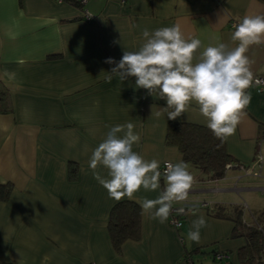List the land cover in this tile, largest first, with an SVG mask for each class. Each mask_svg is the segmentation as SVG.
I'll return each mask as SVG.
<instances>
[{
    "label": "crops",
    "instance_id": "1",
    "mask_svg": "<svg viewBox=\"0 0 264 264\" xmlns=\"http://www.w3.org/2000/svg\"><path fill=\"white\" fill-rule=\"evenodd\" d=\"M85 10L95 17L87 20ZM245 15H264V0H89L82 7L0 0V89H6L12 105L0 111V184H13L9 199L0 201V264H241L247 228H236L234 208L243 207L248 227L255 222V203L247 197L264 194V91L247 89L251 102L226 140L235 161L222 178L186 163L195 182L188 199L172 207H196L182 216L179 228L169 218L160 223L142 214L140 239H128L115 250L108 217L114 204L128 198H110L89 160L113 126L128 122L141 137L133 151L145 160L160 166L183 160L176 146L165 143L167 124L206 125L196 105L175 120L156 117L152 112L166 101L137 88L135 77L122 82L114 75L109 81L115 65L105 61L118 62L124 50L137 51L144 29L174 24L204 46L216 38L228 43L232 22ZM247 54L254 76L264 75V45H252ZM259 153L261 175L246 173L241 166L257 170ZM70 162L78 164L75 181L69 179ZM96 171L108 177L103 166ZM160 184L157 191L141 188L135 195L156 199L166 185L164 175ZM203 202L208 205L200 206ZM201 215L207 227L196 243L187 234ZM220 253L225 260L215 258Z\"/></svg>",
    "mask_w": 264,
    "mask_h": 264
},
{
    "label": "clouds",
    "instance_id": "2",
    "mask_svg": "<svg viewBox=\"0 0 264 264\" xmlns=\"http://www.w3.org/2000/svg\"><path fill=\"white\" fill-rule=\"evenodd\" d=\"M233 28L230 42L216 38V43L208 46L199 38L186 36L179 24L151 32L144 29L143 43L137 51L124 50L118 62L112 58L105 61L115 65L108 71L107 79L110 81L115 75L123 82L135 77L137 88L165 100L166 107L152 112L156 117L166 114L168 119L175 120L194 103L206 126L225 141L235 134L244 109L251 102L247 89L254 81L253 61L247 53L252 45H264V15H245ZM255 83L259 85L261 81L256 79ZM134 127L131 122L113 126L92 151L89 168L110 198L134 200L140 204L142 214L165 223L173 202L188 199L195 178L183 160L165 162L166 185L158 197L138 199L135 194L141 188L145 191L161 188L162 173L159 161L145 160L133 151V145L141 139ZM98 166L108 170L107 178L96 171ZM204 227L207 221L201 215L192 221L187 238L199 243L200 229Z\"/></svg>",
    "mask_w": 264,
    "mask_h": 264
},
{
    "label": "trees",
    "instance_id": "3",
    "mask_svg": "<svg viewBox=\"0 0 264 264\" xmlns=\"http://www.w3.org/2000/svg\"><path fill=\"white\" fill-rule=\"evenodd\" d=\"M79 5L76 2H70ZM81 6V5H79ZM82 7V6H81ZM6 89H0V111H10L12 105L8 99ZM165 143L176 146L183 155L185 163H191L210 173L213 179L222 178L227 170V164L235 161L227 150L226 140L218 139L206 126L187 121H170L167 124ZM163 175V174H162ZM78 178V164L69 163V179ZM13 190V184H0V201H7ZM264 212V211H263ZM253 214V213H252ZM255 216V223L245 226L243 222V207L234 208L236 228L244 229L246 245L239 250L241 264H264V238L259 230V219ZM142 209L133 200H121L114 204L108 217V232L115 250L119 251L122 244L128 240H138L141 237Z\"/></svg>",
    "mask_w": 264,
    "mask_h": 264
},
{
    "label": "built area",
    "instance_id": "4",
    "mask_svg": "<svg viewBox=\"0 0 264 264\" xmlns=\"http://www.w3.org/2000/svg\"><path fill=\"white\" fill-rule=\"evenodd\" d=\"M57 2H76L78 3L79 5L81 6H84L88 3L89 0H55ZM84 14H85V18L87 20H91L93 19L95 16L90 13L88 10H85L84 11ZM238 23V21H235V22H232V24H236ZM258 79L261 81V83L259 85H257L255 83V80ZM253 86L259 91V92H263L264 91V75H255L254 76V81H253ZM165 162H172V161H169V160H166L164 161L161 166L159 167V170L161 171V173L163 174L164 171H165ZM257 162H258V169L257 170H249L248 168H245V166H241L244 171L248 174H253L255 176H259L261 175V169H262V155L261 153H259L257 155ZM173 163V162H172ZM230 167H233V164L229 163L227 164V168H230ZM200 206H207L208 203L207 202H203L201 204H199ZM196 206L195 205H189V204H183V206L181 207H177V208H174L172 207V212L170 213L169 215V221L171 223V225L175 228H179L181 225H182V216L187 213L190 209H194ZM180 208H183L184 209V212L183 213H180L179 212V209ZM253 215V214H252ZM256 219V218H255ZM254 219V220H255ZM259 229L262 231V227L259 225ZM263 238H264V234H263ZM215 258L217 260H225L226 256L224 254H216L215 255ZM264 260V259H263ZM94 264V263H92Z\"/></svg>",
    "mask_w": 264,
    "mask_h": 264
},
{
    "label": "rangeland",
    "instance_id": "5",
    "mask_svg": "<svg viewBox=\"0 0 264 264\" xmlns=\"http://www.w3.org/2000/svg\"><path fill=\"white\" fill-rule=\"evenodd\" d=\"M247 200L250 202L252 201L253 204L255 203V206L253 205L251 207L253 208L254 213L259 219V222L264 226V212H263L264 211V194H262L261 191L252 193L251 195H249V197H247ZM254 223L257 225L256 222ZM262 236H263V233H262Z\"/></svg>",
    "mask_w": 264,
    "mask_h": 264
}]
</instances>
